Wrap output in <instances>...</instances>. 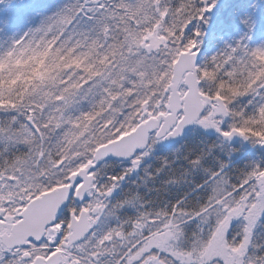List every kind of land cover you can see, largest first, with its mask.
I'll return each mask as SVG.
<instances>
[{
	"label": "snow or ice",
	"instance_id": "6c2138e0",
	"mask_svg": "<svg viewBox=\"0 0 264 264\" xmlns=\"http://www.w3.org/2000/svg\"><path fill=\"white\" fill-rule=\"evenodd\" d=\"M0 264H264V0H0Z\"/></svg>",
	"mask_w": 264,
	"mask_h": 264
}]
</instances>
